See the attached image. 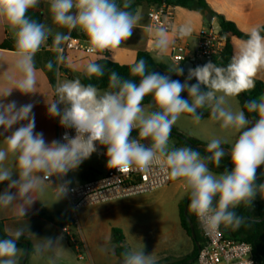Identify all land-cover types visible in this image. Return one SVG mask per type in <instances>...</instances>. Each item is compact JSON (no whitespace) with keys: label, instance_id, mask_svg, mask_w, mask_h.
<instances>
[{"label":"clouds","instance_id":"9594fccd","mask_svg":"<svg viewBox=\"0 0 264 264\" xmlns=\"http://www.w3.org/2000/svg\"><path fill=\"white\" fill-rule=\"evenodd\" d=\"M40 2L0 0V20L14 40L12 69L0 76V184L7 183L0 192V214L10 215L17 224L4 228L0 264H21L28 250L18 242L30 233L21 223L28 210L48 188L55 189L56 200L65 197L69 182L52 187L51 178L75 171L97 152V145L106 148L109 169L128 173L156 167L181 183L189 197V211L207 233H215L221 226L238 227L242 218L235 210L250 204L257 194L264 195V183H257V169L264 165V95L236 110L229 100L253 90L258 73L264 72V27L250 30L226 67L208 62L190 68L184 82L150 70L144 59L128 65V78L109 70L105 90L84 84L79 77L58 81L53 99H46L47 112L59 117L61 127L74 129L75 135L65 132L61 140L47 142L43 133L35 131L33 104L18 107L16 101L7 99L13 90L21 95L38 92L37 54L44 48L52 51L54 59L44 67L58 71L67 62L64 45L75 30L86 36L87 52L102 58L132 36L139 17L129 10L130 0H47L54 30L29 15ZM190 31V26H181L178 35ZM171 43L167 29L157 28L153 33L154 58L163 60ZM169 72L184 74L179 66ZM105 73V65L96 60H89L81 69L88 80L102 78ZM193 79L196 83H190ZM184 92L187 98L181 95ZM146 97H151L148 104ZM204 109L222 132L233 134L229 151L222 147L227 140L221 136L207 141L203 155L191 146H171V131L181 116L187 114L200 123ZM226 156L231 170L214 172L212 167L220 168ZM61 239L36 238L31 254L43 258L45 264H58L64 249ZM117 264H157V259L146 254L144 246H126Z\"/></svg>","mask_w":264,"mask_h":264},{"label":"crops","instance_id":"0c3cea01","mask_svg":"<svg viewBox=\"0 0 264 264\" xmlns=\"http://www.w3.org/2000/svg\"><path fill=\"white\" fill-rule=\"evenodd\" d=\"M205 1L211 11L234 23L237 29L243 33L248 34L252 28L264 26V0ZM134 3H138L135 14L139 17V22L137 27L133 30L132 36L118 49L106 52L107 57L111 61L120 65H129L133 61H136L137 55L140 51L149 52L153 58L156 56V53L153 50V33L155 30L150 28L148 13L157 4L149 0H130V4ZM173 16L175 32H167L168 38L172 41V43L167 53L164 55L163 60H157L155 58L154 60L157 63L166 65L169 68L179 66L184 70V63L186 61L194 60V53L197 47L198 34L200 30L203 27L208 26V24L204 15L197 11H192L183 7H173ZM214 19L220 23L217 17H214ZM43 23H46L52 26L54 30H57L52 24L47 3L45 5ZM185 25L190 26L191 31L188 35L181 37L178 35V30L181 26ZM59 30L66 31L64 29ZM76 32L80 35V32ZM10 38H13L10 29L5 22L0 20V46L5 42V40ZM48 42L50 44L52 43L51 38ZM233 42L240 48L243 40L233 38ZM177 44H180L185 48L186 61L181 64H177L171 59L172 50ZM43 54L44 52L40 51L35 58L36 67L38 69V92L31 95H21L18 91L13 90L7 99L9 101H16L18 107L23 104H33L32 115L35 120V131L43 133L45 140L47 142H51L52 140H58L59 117H50L47 112L48 106L46 104V99H53L54 88L44 70ZM65 56L67 57V62L64 63V69L61 72H58L56 84L58 81L65 79L77 78L81 74L83 65L89 60L97 61L101 59V57L86 55L81 52H68ZM13 61L14 51L0 47V76L3 75L5 70L11 71ZM195 65L196 62H194V66ZM65 70H68L69 72L65 73ZM187 74L188 72L184 70V74L179 76L183 82L187 77ZM255 79L264 83V72L258 73ZM191 82L193 83V81ZM229 104L233 109H235V102L231 98L229 100ZM215 136H221L226 139L227 143L225 144L228 146H230L234 140L233 134L229 132H222L221 130L218 132L205 131L201 137H197V140L206 144L208 140ZM0 139H3V137H0ZM108 170L109 168L106 167V169L101 171L94 160L87 159L75 171H70L65 177H52V187H56L58 184H62L65 181L69 182L68 187L75 186L83 182V175L88 171H92L96 175L106 173ZM13 178L16 177L14 176ZM6 187V182L0 184V192H3ZM13 191L15 190L13 189ZM187 197L188 195L181 183L172 180L170 184L154 191L153 193L137 195L131 198H133L132 200H170L175 202L179 207V203ZM256 200H264V197L258 196ZM111 203L114 202L99 204L75 211L69 204L67 195L62 199L56 200L55 189L48 188L44 195L40 197V200H36L33 203L31 208L28 210L25 220L21 221V223L28 227L30 232H26L24 237L30 240L31 245L36 243V238L40 239L52 237L55 239L57 237H62L60 244L64 249L59 253L60 258L58 264H77V257L74 252L75 249L69 244L62 228L44 218L34 216V214L40 211H43L47 216L52 217L61 213L70 222V224L66 226H68L72 232L76 233L78 241H80L83 246L85 256L84 260H82L84 261L83 264H117V246L112 239V229L122 228L119 226L120 220L116 217L120 206L111 205ZM97 206L103 207L101 214L94 212L93 208ZM0 221L3 222L4 228L7 226H17L13 218L8 214H0ZM88 228H90V231H88ZM120 230L124 234L125 245L128 246L129 242L127 234L124 229ZM184 232L189 237L185 230ZM31 234H33L36 238ZM189 239L193 244L190 237ZM187 254H189V252ZM31 256L32 258H30ZM189 257L190 255L183 260H186ZM27 260L28 264H45V260L43 258L34 257L32 254L29 255ZM194 262L195 261L192 259L189 260V263L191 264H194Z\"/></svg>","mask_w":264,"mask_h":264},{"label":"built area","instance_id":"2783aa9c","mask_svg":"<svg viewBox=\"0 0 264 264\" xmlns=\"http://www.w3.org/2000/svg\"><path fill=\"white\" fill-rule=\"evenodd\" d=\"M47 3V0H44ZM150 28L156 30L164 27L167 32H175L173 7L160 4L153 7L149 13ZM71 31L69 40L64 45V55L68 52H87V38L80 33L74 35ZM49 43V42H48ZM49 45H51L49 43ZM225 47V40L215 33L211 25L203 27L198 34V43L194 53V62L206 64L208 62L218 63ZM45 51H50L44 48ZM101 57V55H92ZM105 57V53L102 54ZM171 59L181 64L186 61L185 48L177 44L171 53ZM65 132L69 136L75 135L74 129L58 127V140H61ZM97 153L104 156L106 151L102 146L97 145ZM172 182L158 168L153 167L147 171H130L120 173L116 169H109L106 173L94 174L84 179L82 183L68 187L67 200L76 211L99 204L109 203L115 200L133 197L137 195L150 194L161 189ZM200 229L203 244L200 246L194 264H258L253 255L252 245L243 240L229 238L223 232L222 226L215 233H207L194 215ZM70 244L76 250L77 259L84 260L83 246L78 241L76 233L72 232L68 226L62 228Z\"/></svg>","mask_w":264,"mask_h":264},{"label":"trees","instance_id":"16d2710c","mask_svg":"<svg viewBox=\"0 0 264 264\" xmlns=\"http://www.w3.org/2000/svg\"><path fill=\"white\" fill-rule=\"evenodd\" d=\"M149 1L155 2L157 5L166 4V5H169L172 7H183V8L192 10V11H197V12L201 13L202 15H204V13L206 11H208L210 14L213 15V17H217L219 19V22H220L219 24L221 26L220 36H222L225 39V47H224V50L222 52L220 61L218 63H216V65L219 67H226L231 62L232 57L237 53V51L239 49V47L233 42V38H238V39H241L243 41H245L248 38V35L246 33L241 32L240 30H238L234 23L226 20L222 16H218L213 11H211L205 0H149ZM45 5H46V2L44 0H41V2L37 8L30 10L29 15H31L34 19H37L38 21L43 23ZM130 5H131V7L129 10L135 14V10H136V7L138 6V3H134V4H130ZM261 27H264V26H261ZM74 35L79 36V34L76 31L74 32ZM0 47L3 49H8V50L14 51V40H13V38L5 40V42ZM41 51L44 52L43 55H44V66H45L47 61L54 59V53L51 51H45L44 49H42ZM138 59H144L145 61H147L150 70L155 71V72H159L161 74H168L171 76V78L173 80H179V81L183 82L181 80V78L179 76H177L174 72H172V73L169 72V67H167L166 65L157 63L149 52L140 51L137 55L136 60H138ZM97 62L105 65V68H106L105 76L102 78H93L92 80H88L80 74L78 77L81 79L82 83H84V84L92 83L96 87H98L99 89L105 90V89H107V85H108L107 72L109 70H115V71L119 72L121 76L128 78V74H129L128 65H120L116 62L111 61L107 57L106 52H105V57L97 60ZM202 65H204V64L197 63L194 66V68L197 66H202ZM63 67H64V64H62L59 67V70L55 71V72H50L44 67L45 73L47 74L49 81L51 82L53 88H55V86H56V80H57L58 72L59 71L61 72L64 69ZM64 72L68 73L69 71L65 70ZM192 81H193V83H196V81L194 79ZM201 87L203 89V86H201ZM181 95L184 98H186V92L182 93ZM261 95H264V83L260 80L255 79V88L249 92L241 93L236 98L239 101L240 107L243 108V105L246 101H249V100H251L255 97H259ZM150 100H151V97H146L145 98V104H148L150 102ZM206 117H209V112L204 111L203 118H206ZM133 135L135 136L136 133L133 132ZM170 138H176L177 139L176 146H191L192 148L199 150L202 155L205 154L204 148H201L202 146L206 145L205 143H203L199 140H196L192 137H188L182 133H178L173 128L171 131ZM222 147L227 148L228 150L230 149V146H228L226 144H224ZM102 148L104 151H106V148H104V147H102ZM210 167H212V166L210 165ZM231 168H232V164H231L230 158L226 156L222 160L220 168L217 169L215 167H212V170L214 172L219 173V172H223L225 169L230 171ZM92 175H94V172L88 171L83 175V177H84V179H87V178L91 177ZM257 183L258 184L264 183V166L263 165H261L257 169ZM258 196L264 197V195L257 194L256 197L252 200V202L250 204H248V205L242 204L239 208H237L235 210L237 212V214L242 218V222L240 223V225L238 227H235V228L223 227V232L229 238H233V239H237V240H243V241L250 243L252 245V248H253V255L256 258L258 264H264V220L260 221V219L264 216V200H256V198ZM188 198L189 197L185 198L184 200H182L179 203V217H180V223H181L182 228L187 232V234L189 235V237L191 238V240L193 242V251H192V254L190 255L189 258H187L186 260L178 261L175 264H191V263H189V260L192 259L193 261H195L196 256L199 252V249L196 246L195 242L198 241L200 246H202V244H203V238H202L200 229L198 227V224L195 220L194 214H192L189 211L188 206H189L190 201L187 202ZM254 202H257L259 204L258 211L260 213V217L256 218V220H248L247 217L250 216L248 210H249L251 204ZM186 206H187V215H185V207ZM34 216L44 218V219L50 221L51 223H53V224H55L61 228L70 224L69 220H67L64 217V215L61 213L52 217V216H47L43 211H40V212L34 214ZM189 219H191V221L193 222L195 233H196V239H193L191 236V228H190L189 221H188ZM4 235H5L4 224L2 221H0V238H3ZM112 239H113V242L117 246L116 254L119 257V253L123 250L124 247H126L125 237H124L123 232L120 229L113 228L112 229ZM18 243H19L18 246L23 248V249H26V247L28 246V248H29V253L27 256V258H28L29 255L31 254V248H32L30 240L26 237H22ZM69 244H70V242H69ZM27 258H26L25 262L27 261ZM22 260H23V258H22ZM25 262H24V264H25ZM21 264H23V263H21Z\"/></svg>","mask_w":264,"mask_h":264},{"label":"rangeland","instance_id":"374dc122","mask_svg":"<svg viewBox=\"0 0 264 264\" xmlns=\"http://www.w3.org/2000/svg\"><path fill=\"white\" fill-rule=\"evenodd\" d=\"M190 83L192 82L190 81ZM231 99L235 102L234 110L241 108L236 97ZM204 111L208 112L207 109H204ZM173 129L196 140L205 131L218 132L220 130L219 126L212 122L209 117L203 118L200 123H195L187 114L181 116ZM176 144L177 139L170 138L171 146L182 147L176 146ZM89 159L94 160L101 171L106 169V156L93 153ZM132 199L128 197L111 203V205L120 206L116 217L120 220L119 226L122 227L120 229H124L127 234L128 246L137 249L144 246L145 253H152L158 264H174L192 254L193 244L180 225L179 207L175 202L170 200ZM102 208V206H97L93 209L94 212L101 214ZM88 231H90V228H88ZM70 245L74 248L72 244ZM74 252L77 257L76 250ZM188 252L189 254H187ZM83 262L76 259L77 264H83ZM25 264H28V260Z\"/></svg>","mask_w":264,"mask_h":264},{"label":"water","instance_id":"95a60500","mask_svg":"<svg viewBox=\"0 0 264 264\" xmlns=\"http://www.w3.org/2000/svg\"><path fill=\"white\" fill-rule=\"evenodd\" d=\"M204 17H205V20L207 22L208 25H211L214 30H215V33L217 35L220 36V33H221V26L220 24L218 23V21H216L213 17L212 14H210L208 11H206L204 13ZM221 39L225 40L222 36H220ZM190 68H194V61L193 60H190V61H186L184 63V70L186 72H188V70ZM206 145L205 146H202L201 148H204L205 149ZM224 148V147H223ZM224 150L227 152L229 151L227 148H224ZM187 202H189V198L187 199ZM258 208H259V204L257 202H254L251 204L250 208H249V214L250 216L247 217L248 220H256V218H259L260 217V213L258 211ZM185 215H187V206L185 207ZM264 220V216L260 219V221ZM189 221V225H190V228H191V236L193 239H196V233H195V229H194V225H193V222L191 221V219L188 220ZM224 226H222V229H223ZM196 243V246L198 247V249H200V244L198 241L195 242ZM26 250H28V253H29V248L28 246L26 247ZM28 256V255H27ZM27 256H25L22 260V263L24 264Z\"/></svg>","mask_w":264,"mask_h":264}]
</instances>
